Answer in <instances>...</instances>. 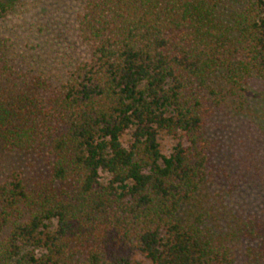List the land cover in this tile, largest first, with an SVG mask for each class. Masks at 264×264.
<instances>
[{
    "label": "trees",
    "instance_id": "16d2710c",
    "mask_svg": "<svg viewBox=\"0 0 264 264\" xmlns=\"http://www.w3.org/2000/svg\"><path fill=\"white\" fill-rule=\"evenodd\" d=\"M78 1L86 53L63 77L0 39V151L44 163L0 177V264H264L263 216L214 232L202 210L208 183L264 182L262 161L223 162L208 133L235 89L264 82V0Z\"/></svg>",
    "mask_w": 264,
    "mask_h": 264
},
{
    "label": "rangeland",
    "instance_id": "374dc122",
    "mask_svg": "<svg viewBox=\"0 0 264 264\" xmlns=\"http://www.w3.org/2000/svg\"><path fill=\"white\" fill-rule=\"evenodd\" d=\"M80 10L78 0H16L13 9L0 21V39H8L13 44L12 53L22 55L33 71L52 78L63 77L85 57L75 23ZM240 89H235L210 119L208 133L216 145L215 157L229 163L234 158L238 166L246 156L264 163V82L252 77ZM158 140L164 154L176 142L164 132L159 133ZM127 142L129 135L125 133L122 143ZM15 167L44 172L41 159L1 150L0 177ZM202 200L208 226L214 232L230 231L249 215L264 217V182L248 183L235 192H228L223 182L214 181L205 186ZM243 246L240 241L233 243L237 260ZM133 258L142 264L149 263L138 253Z\"/></svg>",
    "mask_w": 264,
    "mask_h": 264
}]
</instances>
